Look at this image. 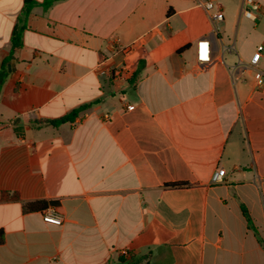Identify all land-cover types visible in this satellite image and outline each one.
I'll return each instance as SVG.
<instances>
[{
	"label": "crops",
	"instance_id": "obj_1",
	"mask_svg": "<svg viewBox=\"0 0 264 264\" xmlns=\"http://www.w3.org/2000/svg\"><path fill=\"white\" fill-rule=\"evenodd\" d=\"M33 1L0 0V264H264V91L244 69L264 38L239 47L226 22L243 3L214 5V37L198 0Z\"/></svg>",
	"mask_w": 264,
	"mask_h": 264
},
{
	"label": "built area",
	"instance_id": "obj_2",
	"mask_svg": "<svg viewBox=\"0 0 264 264\" xmlns=\"http://www.w3.org/2000/svg\"><path fill=\"white\" fill-rule=\"evenodd\" d=\"M199 3L204 7L209 15L214 37H220L219 25L225 21L223 10L219 8L215 11L212 0H198ZM262 12V5L256 0H244L242 7V16L246 19L256 23L260 19ZM221 39V38H220ZM130 49L125 48L123 52L128 53ZM225 51L234 52L236 51L235 45L230 47H224ZM264 45L257 47L256 52L253 54L251 60L244 64V69H249L254 73V79L256 87L259 90L264 91V69L261 68V61L263 58ZM214 46L213 42L209 39H202L197 43V61L201 68L207 69L214 61ZM126 64L112 70V77L115 79L123 78L124 73L128 72ZM131 108V106L129 107ZM212 182L215 184L224 182V175L222 170H218L212 177ZM43 220L51 225L61 226L64 222L62 215H60L55 209H48L43 216Z\"/></svg>",
	"mask_w": 264,
	"mask_h": 264
},
{
	"label": "rangeland",
	"instance_id": "obj_3",
	"mask_svg": "<svg viewBox=\"0 0 264 264\" xmlns=\"http://www.w3.org/2000/svg\"><path fill=\"white\" fill-rule=\"evenodd\" d=\"M243 1L244 0H217L213 4L224 5L225 9L228 11L227 6L229 3H231V5L235 7V5L242 4ZM256 1H258L264 7V0ZM227 11L226 14L228 13ZM226 22L231 23L234 33H239V47L250 49L255 42L264 38V15H260V19L256 23H254L246 19L244 16L234 15L233 17L228 18L227 14Z\"/></svg>",
	"mask_w": 264,
	"mask_h": 264
},
{
	"label": "trees",
	"instance_id": "obj_4",
	"mask_svg": "<svg viewBox=\"0 0 264 264\" xmlns=\"http://www.w3.org/2000/svg\"><path fill=\"white\" fill-rule=\"evenodd\" d=\"M61 1V0H45L42 3V6H44L45 8H49L51 7L54 3ZM40 3L37 1H33V0H26V8H25V16L27 17L31 10L36 6L39 5ZM172 13V9L169 10V14ZM22 32L23 30H18L14 33L13 37H12V49L10 52V56H9V60H11L15 54V52L20 49L23 46V42H22ZM80 110H75L73 111L70 115L63 117L61 119L58 120H52V121H40L37 123V125L41 126V125H51L54 127H57L58 125L64 123V122H69L72 121L79 113ZM173 187H183L186 186L185 184H173L171 185ZM31 205H26L25 209H30ZM247 215V214H246ZM4 243V232L0 231V244Z\"/></svg>",
	"mask_w": 264,
	"mask_h": 264
}]
</instances>
